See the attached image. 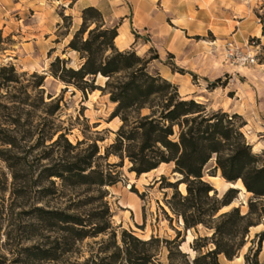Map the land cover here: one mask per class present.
<instances>
[{
  "label": "rangeland",
  "instance_id": "1",
  "mask_svg": "<svg viewBox=\"0 0 264 264\" xmlns=\"http://www.w3.org/2000/svg\"><path fill=\"white\" fill-rule=\"evenodd\" d=\"M18 1L25 3L27 0H0V68L13 66L17 77L16 82L9 84H3L0 78V264H96L102 256L101 242L114 231L120 245L122 230L144 241L151 237L170 241L180 231L185 241L180 251L192 260L195 256L190 248L192 240L197 236L209 237L212 230L198 226L196 230L185 232L182 219L168 208L167 202L175 190L186 194L185 184L160 188L162 176L164 186L181 179L179 174L172 172L173 164H161L148 175L137 177L130 172L131 162L125 153L122 158L113 154L105 156V150L115 142L116 131L122 124L119 117H112L116 104L98 89L83 97L80 91L72 87L65 89L62 82L50 75V64L56 57L65 60L67 67L73 69L82 63L76 52L66 48L82 23L80 0H30L26 7L7 9ZM150 1L154 10L158 9V0ZM191 1L195 25L190 32L195 36L190 38L188 47L181 48L178 58L163 54L165 48L157 45L164 59L153 60L148 71L161 76L166 65L179 78L181 92L195 90L193 100L205 105L207 113L239 116L245 123L241 132L246 143L264 164L263 0H225L223 8L228 14L219 20L213 18L209 24L211 31L202 29L201 20L195 18L212 0ZM234 1L240 6L236 5L239 10L233 13ZM116 24H120V20L106 25ZM173 24L184 26L185 23L168 20L165 25L173 31ZM255 29L259 30L256 34ZM132 34L138 39L134 31ZM240 34L243 37H239ZM152 37L151 34L142 37V41L151 44L152 52L148 50L140 55L137 53L140 48L132 46L125 50L152 58L157 53ZM155 37L161 38V35ZM247 54L255 58L253 65L241 64L238 60ZM40 76L42 84L35 88ZM105 82L106 78L99 76L94 85L102 88ZM210 83H216V87L208 89ZM147 113L148 110L141 111L142 115ZM174 130L177 131L176 127ZM60 135L74 148H68L64 140L59 139ZM172 139L176 140V134ZM91 144L98 150L93 157V169L112 176L117 183L101 189L71 187L64 186L58 178L46 177L49 168L59 169L58 165L74 161L73 157L88 156ZM214 167L215 156H212L203 168V180L217 191L218 197L231 187L238 190L233 203L218 214L237 207L244 215L250 200L264 206V199L253 200L252 194L241 188V182H225ZM128 196L133 201L128 200ZM105 206L109 209L108 219L102 214ZM125 206L142 212L143 221L139 225L132 224ZM36 209L63 211L86 218L91 214L103 215L93 220L101 224L107 221L110 229L104 235L75 243L71 252L63 254L61 232L46 227L44 221L36 217ZM122 217L130 224L128 229L121 227ZM256 222L249 228L238 256L227 261L220 255V264H244V256L251 253L252 260L257 250L258 263L264 264V241L259 245L257 237L264 231V217ZM159 247L157 262L168 264L165 244ZM39 250H52L57 258L45 260L30 256L31 252Z\"/></svg>",
  "mask_w": 264,
  "mask_h": 264
},
{
  "label": "trees",
  "instance_id": "2",
  "mask_svg": "<svg viewBox=\"0 0 264 264\" xmlns=\"http://www.w3.org/2000/svg\"><path fill=\"white\" fill-rule=\"evenodd\" d=\"M81 19L79 29L66 48L76 52L82 63L73 69L67 67L65 60L56 57L50 64V75L62 82L65 89L72 87L80 91L83 97L97 89L107 93L110 101L116 104L112 117H119L122 124L116 131L115 142L105 150V156L113 154L122 158L125 153L131 162L130 172L137 177L156 170L161 164L172 163V172L179 174L181 179L175 183L167 182L164 186L162 182L165 178L162 176L160 188H176L177 184H185L186 194L175 190L167 202L168 208L182 219L185 232L196 230L198 226L212 230L209 237L197 236L192 240L190 248L195 252L192 260H189L187 253L180 251L185 242L180 231L170 241L154 237L144 241L122 230L120 245L115 232L110 231V237L101 242L102 256L96 264H159L156 256L161 243L167 248L168 264H220V255L232 261L243 247L249 228L264 217V206L259 205V201L250 200L248 212L244 215L237 207L218 214L233 203L238 190L229 188L218 197L217 191L203 180V168L215 156L214 169L220 171L225 182H241L245 191L252 194L253 200L264 199V164L245 141L241 132L245 123L236 114H209L205 105L193 99H182L176 85L159 73H149V64L158 60L157 53L146 59L134 50H119L115 38L120 24L107 26L97 8H83ZM99 76L106 78L102 88L94 85L95 78ZM0 78L3 84L16 82L14 67L0 68ZM38 79L40 82L35 88L41 86L43 77ZM215 87L216 83L207 86L208 89ZM142 110H148V113L142 115ZM175 134L176 140L172 139ZM59 139H63L68 148H74L62 135ZM89 148L92 151L88 156L73 157L74 161L58 165L59 169L49 168L46 177L58 178L64 186L71 187L101 189L117 183L118 180L112 176L93 169V157L98 150L95 144ZM36 212V217L44 221L46 227L61 232L63 254L71 252L75 243L104 235L110 229L107 221L101 224L93 220L103 218V215L108 219L107 206L102 210V217L91 214L86 218L41 209H36ZM257 237L261 245L264 231ZM250 254L244 256V264H259V250L253 253L252 260ZM30 256L45 260L57 258L52 250L31 252Z\"/></svg>",
  "mask_w": 264,
  "mask_h": 264
},
{
  "label": "crops",
  "instance_id": "3",
  "mask_svg": "<svg viewBox=\"0 0 264 264\" xmlns=\"http://www.w3.org/2000/svg\"><path fill=\"white\" fill-rule=\"evenodd\" d=\"M30 0L25 1V3H21L20 1L12 4L11 7H7V9H16L17 6L21 8L26 7L27 3ZM39 1V0H36ZM80 0L81 9L93 6L97 8L106 24L112 23L115 20H120V25L118 28V35L115 38V45L119 50H125L130 46L138 49L140 48V52L137 53L144 54L149 49H151V44L149 42L142 41V37L151 34L153 38L154 48L157 50L158 61H163V54H171L175 58H178V55L181 48L188 47L190 38L195 36V33L190 32L193 31L194 22L192 21L193 15V2L191 0H158L159 4L156 6L158 9L154 10V4L150 0ZM225 0H212L209 2V6L202 12L197 14L195 19L201 20L202 29L205 31H211L209 28V24L212 22L213 18H223L225 14H228V11L223 8L225 5ZM184 4V6H183ZM236 5L240 6V3L233 2V13L236 10ZM256 7L260 6L255 4ZM264 7V0H263ZM184 21L183 25L173 24V31L169 30V27L166 26L167 21ZM134 31L138 35V39H135L132 34ZM258 29H255V34L258 32ZM157 35H161V38L155 37ZM239 37H243L240 34ZM239 37H237L239 39ZM151 38V37H150ZM217 38V36H216ZM235 38V36L233 37ZM225 41V39H222ZM219 41L217 40L215 42ZM164 47L162 49L163 54L158 50V46ZM161 77L168 80L172 84L176 85L178 88V93L181 97H187L195 99V90H188V92H181L182 88L180 85L179 78H177L176 73H173L166 65L163 66V70L160 72ZM188 89V87H186ZM196 101V100H195ZM155 171V170H153ZM151 171V172H153ZM149 172V173H151ZM149 173L143 174L148 175ZM128 200L133 201V198L128 196ZM125 212L129 214V217L132 219L133 225H139L143 221L142 212H136L132 208L125 206ZM125 217H122V221L120 222L121 227L124 229H128L130 224L126 223ZM130 221V219H129ZM159 226V225H158ZM159 229H162V226H159Z\"/></svg>",
  "mask_w": 264,
  "mask_h": 264
},
{
  "label": "built area",
  "instance_id": "4",
  "mask_svg": "<svg viewBox=\"0 0 264 264\" xmlns=\"http://www.w3.org/2000/svg\"><path fill=\"white\" fill-rule=\"evenodd\" d=\"M238 60L241 62V64L253 65L255 63V58L249 54L239 57Z\"/></svg>",
  "mask_w": 264,
  "mask_h": 264
},
{
  "label": "bare ground",
  "instance_id": "5",
  "mask_svg": "<svg viewBox=\"0 0 264 264\" xmlns=\"http://www.w3.org/2000/svg\"><path fill=\"white\" fill-rule=\"evenodd\" d=\"M101 77V76H100ZM233 186V185H232ZM241 188L244 189L243 185H241ZM245 190V189H244Z\"/></svg>",
  "mask_w": 264,
  "mask_h": 264
},
{
  "label": "water",
  "instance_id": "6",
  "mask_svg": "<svg viewBox=\"0 0 264 264\" xmlns=\"http://www.w3.org/2000/svg\"><path fill=\"white\" fill-rule=\"evenodd\" d=\"M242 184V183H241ZM231 188H234V189H236L235 187H231Z\"/></svg>",
  "mask_w": 264,
  "mask_h": 264
}]
</instances>
